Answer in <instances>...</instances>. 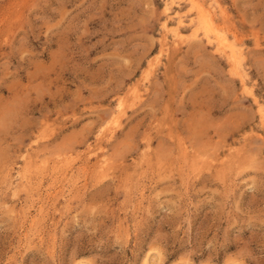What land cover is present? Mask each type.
<instances>
[{"label":"rangeland","instance_id":"1","mask_svg":"<svg viewBox=\"0 0 264 264\" xmlns=\"http://www.w3.org/2000/svg\"><path fill=\"white\" fill-rule=\"evenodd\" d=\"M197 1L226 45L190 0H0V264H264V0Z\"/></svg>","mask_w":264,"mask_h":264},{"label":"bare ground","instance_id":"2","mask_svg":"<svg viewBox=\"0 0 264 264\" xmlns=\"http://www.w3.org/2000/svg\"><path fill=\"white\" fill-rule=\"evenodd\" d=\"M183 1V0H182ZM194 5H195V7L197 6V8H198V12H199V22L203 25V26H205V28H206V33H210V31H212V32H214L215 30H216V28H215V25H214V21L212 20V18H213V16H212V18H211V16L209 15V12H206V9H204L203 8V6L197 1V0H190ZM164 2V1H163ZM212 2H214V1H212ZM186 3V2H185ZM209 3V2H208ZM178 4V3H177ZM216 4V3H215ZM172 5V4H171ZM203 5H204V3H203ZM188 6V5H187ZM186 8V7H185ZM192 8H190V9H188L189 10V12H190V10H191ZM222 9V8H221ZM220 9V10H221ZM208 10V9H207ZM176 11H178V9L176 10ZM222 11H223V9H222ZM185 12V11H184ZM164 13H166V12H164ZM211 14H212V12H210ZM223 13V12H222ZM173 14V13H172ZM176 15H177V13H175ZM185 15H186V13H184ZM183 14V15H184ZM193 14V13H192ZM189 15H190V13H189ZM187 16V15H186ZM191 16V15H190ZM165 17V16H164ZM176 17H178V16H176ZM226 17V16H225ZM183 18V17H182ZM189 18V17H188ZM169 19V18H168ZM178 19V18H177ZM179 20H180V17H179ZM182 20V19H181ZM181 20L179 21V23H181ZM184 20V19H183ZM190 20V19H189ZM192 21V20H191ZM166 22H168L169 23V20L168 21H166ZM170 22H171V20H170ZM175 22H177V21H175ZM199 22H198V24H199ZM174 23V22H173ZM163 24H164V22H163ZM166 24V23H165ZM178 25H181V26H183L182 24H178ZM222 25V24H221ZM166 26V25H165ZM189 26V25H188ZM190 26H191V23H190ZM219 27H220V25H218ZM223 26V25H222ZM163 27V26H162ZM167 27V26H166ZM165 27V28H166ZM217 27V26H216ZM222 28V27H221ZM224 29H225V26L223 27ZM167 29V28H166ZM168 29H170V28H168ZM195 30H197V29H195ZM180 29L178 30L177 28H176V33L177 34H180ZM228 31V30H227ZM199 32H201V31H199ZM193 33V32H192ZM194 33H196V32H194ZM215 33H216V35H218L219 36V42H220V44H224L225 43V45H226V43H227V40L221 35V34H218V32H216L215 31ZM175 35V34H174ZM235 35V34H234ZM194 36H196V35H194ZM217 36V37H218ZM177 37V36H176ZM178 38V37H177ZM209 38V37H208ZM218 39L216 40V41H218ZM175 42H176V39L174 40ZM207 42H209V40L207 41ZM236 42V41H235ZM218 43V42H217ZM219 44V43H218ZM232 45V44H231ZM221 46V45H220ZM218 47V46H217ZM221 48V47H220ZM224 48V47H223ZM237 48V47H236ZM215 49V48H214ZM233 49V48H232ZM217 50V49H216ZM223 51V50H222ZM225 51V50H224ZM237 51H239V52H241L240 50H237ZM218 53H219V51H217ZM231 53V52H230ZM232 54V53H231ZM238 55V54H237ZM236 56V55H235ZM233 57V56H232ZM243 57V56H242ZM237 59H239L238 57H236ZM244 58V57H243ZM231 59V58H230ZM235 60V59H234ZM241 60H242V58H241ZM232 62H233V60H232ZM235 62V61H234ZM241 62V61H240ZM236 63H237V61H236ZM235 64V63H234ZM238 64V63H237ZM229 65H232V64H229ZM235 66V65H234ZM231 67V66H230ZM232 68V67H231ZM237 69V68H236ZM238 74H240V72H237ZM245 75V74H244ZM243 76V75H242ZM238 78V77H237ZM246 80V79H245ZM240 81H242V84H243V80H240ZM260 117V116H259ZM263 123V122H262ZM263 125V124H262Z\"/></svg>","mask_w":264,"mask_h":264}]
</instances>
